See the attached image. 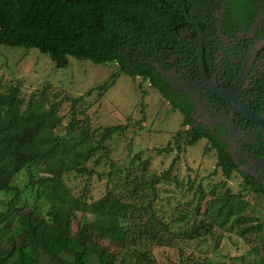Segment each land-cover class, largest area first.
<instances>
[{
	"label": "rangeland",
	"instance_id": "1",
	"mask_svg": "<svg viewBox=\"0 0 264 264\" xmlns=\"http://www.w3.org/2000/svg\"><path fill=\"white\" fill-rule=\"evenodd\" d=\"M14 86L25 103L40 98L45 106L57 108L59 126L41 133L40 141L59 139L71 145L85 139L95 146L101 129L127 125L125 133L106 142V155L95 152L84 164L94 172L91 177L73 171L62 174L68 190L87 204L109 192L131 206L120 221L125 233L121 243L95 232L103 220L91 211L71 215L72 236L104 247L111 255L108 264H264V201L232 173L226 189L236 202L246 205L243 224L215 223L211 209L226 190L209 195L224 180L216 168V152L205 139L185 146L186 136L179 135L186 131L182 116L148 82L118 74L114 64L96 65L72 57L66 68L56 69L47 55L35 49L0 45V92ZM69 98H81L74 117ZM72 120L78 122L77 128L70 127ZM168 143L173 151L159 154L157 150ZM172 163L168 178L153 183ZM44 168L36 165L32 175L44 176ZM29 171L25 168L15 176L12 191L0 193V215L10 217L12 230L22 213L37 210L44 215L48 208L29 186ZM115 238L120 240L122 234ZM62 257L71 259L65 253ZM37 264L53 262L40 253ZM88 264H97L92 253Z\"/></svg>",
	"mask_w": 264,
	"mask_h": 264
},
{
	"label": "trees",
	"instance_id": "2",
	"mask_svg": "<svg viewBox=\"0 0 264 264\" xmlns=\"http://www.w3.org/2000/svg\"><path fill=\"white\" fill-rule=\"evenodd\" d=\"M160 5V0H0V45L35 49L47 55L56 69L66 68L69 57L96 65L114 64L118 74L139 76L142 82H148L172 110L184 117L182 124L185 126L190 123L188 112L170 93L165 82L147 64L137 63L134 67L131 63L134 56L127 53L133 50L151 55L167 44V41L157 38L167 28ZM114 77L115 74L111 75ZM80 100L68 99L72 117ZM59 124L56 106H45L40 98L32 97L25 103L16 86L0 92V193L12 191L11 183L15 176L29 168V186L34 189L36 198L48 205L44 215L37 210L19 215L14 230L10 217L0 215V264H37L40 253L53 264H88L90 253L95 256L97 264H108L111 255L104 247L81 236H72L73 212L91 211L103 220L102 225L95 229L98 235L115 243L124 241L125 233L120 221L129 214L131 206L109 192L87 204L68 190L62 174L73 171L77 175L91 177L94 172L84 164L95 152L102 151L106 155V142L114 135L125 133L127 125L101 129L95 146L85 139L71 145L59 139L38 140L41 133L54 130ZM70 127L77 128L78 122L72 120ZM179 135L186 136L184 144L187 147H193L203 139L209 141L216 152V168L224 177L212 187L209 195L215 196L218 190L226 189L227 181L232 173H238V168L222 146L213 142L211 136L202 134L200 129L193 133L182 131ZM172 151L169 143L157 150L159 154ZM40 164L45 166V175H32L31 168ZM172 166L173 163L169 171L153 183L166 180ZM173 180L177 182V178ZM243 185L264 201L262 185L252 183L246 177ZM196 191L201 198L200 185ZM245 209L246 205L236 202L235 196L226 189L217 196L210 216L221 227L229 223L241 226ZM118 233L122 234L120 240L115 238ZM262 246L264 248V243ZM63 253L69 254L71 259L63 258Z\"/></svg>",
	"mask_w": 264,
	"mask_h": 264
},
{
	"label": "flooded vegetation",
	"instance_id": "3",
	"mask_svg": "<svg viewBox=\"0 0 264 264\" xmlns=\"http://www.w3.org/2000/svg\"><path fill=\"white\" fill-rule=\"evenodd\" d=\"M160 1L167 28L157 38L167 44L128 50L131 63L165 82L188 112L186 131L211 136L242 180L264 187V138L249 118L264 115V0Z\"/></svg>",
	"mask_w": 264,
	"mask_h": 264
},
{
	"label": "water",
	"instance_id": "4",
	"mask_svg": "<svg viewBox=\"0 0 264 264\" xmlns=\"http://www.w3.org/2000/svg\"><path fill=\"white\" fill-rule=\"evenodd\" d=\"M249 118L261 129L264 138V115L263 118H256L251 116H249Z\"/></svg>",
	"mask_w": 264,
	"mask_h": 264
}]
</instances>
